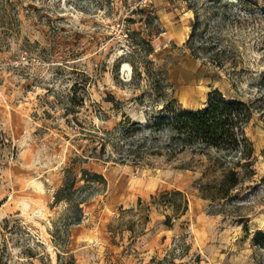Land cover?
Here are the masks:
<instances>
[{"label": "rangeland", "instance_id": "374dc122", "mask_svg": "<svg viewBox=\"0 0 264 264\" xmlns=\"http://www.w3.org/2000/svg\"><path fill=\"white\" fill-rule=\"evenodd\" d=\"M263 71L264 0H0V264H264V118L239 167L148 128Z\"/></svg>", "mask_w": 264, "mask_h": 264}, {"label": "trees", "instance_id": "16d2710c", "mask_svg": "<svg viewBox=\"0 0 264 264\" xmlns=\"http://www.w3.org/2000/svg\"><path fill=\"white\" fill-rule=\"evenodd\" d=\"M256 89L257 93L248 101L228 97L215 89L207 94L203 109L175 112L169 106L165 114L152 120L148 128L169 130L170 142L166 149L171 157L186 150L204 155L215 150L234 155L236 167L242 162H245L244 166H250L254 148L246 129L255 115L264 118V71ZM221 181L227 186L218 190L217 195L227 198L239 185L240 176L232 169L222 176Z\"/></svg>", "mask_w": 264, "mask_h": 264}, {"label": "bare ground", "instance_id": "6f19581e", "mask_svg": "<svg viewBox=\"0 0 264 264\" xmlns=\"http://www.w3.org/2000/svg\"><path fill=\"white\" fill-rule=\"evenodd\" d=\"M125 68H126V69H128V66H127V65H125Z\"/></svg>", "mask_w": 264, "mask_h": 264}]
</instances>
